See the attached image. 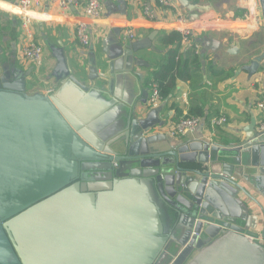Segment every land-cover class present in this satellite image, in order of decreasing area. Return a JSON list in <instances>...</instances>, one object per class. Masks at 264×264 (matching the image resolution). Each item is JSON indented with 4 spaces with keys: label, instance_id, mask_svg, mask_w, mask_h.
<instances>
[{
    "label": "water",
    "instance_id": "obj_1",
    "mask_svg": "<svg viewBox=\"0 0 264 264\" xmlns=\"http://www.w3.org/2000/svg\"><path fill=\"white\" fill-rule=\"evenodd\" d=\"M179 3L194 20L210 6ZM49 48L60 86L48 95L27 93L31 69L0 65V264H195L230 238L264 252L250 240L264 223L256 232L260 216L240 195L264 222L253 194L264 193V131L160 145L161 107L120 111L114 91L144 63L143 45L106 38L75 70L61 43ZM248 57L250 77L264 50Z\"/></svg>",
    "mask_w": 264,
    "mask_h": 264
},
{
    "label": "crops",
    "instance_id": "obj_2",
    "mask_svg": "<svg viewBox=\"0 0 264 264\" xmlns=\"http://www.w3.org/2000/svg\"><path fill=\"white\" fill-rule=\"evenodd\" d=\"M147 1L152 7L156 6L155 0ZM197 2L210 6L195 20L186 10L193 32L192 42L185 49L193 44L198 46L200 72L194 80L178 81L170 97L160 101V123L152 131L160 145L167 144L168 140L176 142L203 138L220 144H233L249 134L254 125L258 128L263 119L259 103L264 98V64L250 77L240 69L245 60H249V53L257 54L264 50V22L259 0ZM102 3L104 10L99 18L85 15L80 6L60 10L49 0H43L39 7L32 9L36 41H42L47 53L45 64L36 68L21 56L23 38L17 0H0V65L5 69H31L32 75L26 81L27 93L40 92L48 95L60 86L59 81L52 76L56 60L50 45L62 44L69 59V67L73 70L76 69V61L86 65L91 57L90 47L93 46L95 52L100 53L102 40L113 39L115 36L122 40L130 30L134 45L144 46L138 51L144 63L132 68L129 75L121 74L114 84V91L120 97V111L127 112L133 104V109L139 110L140 116H145L150 110L147 100L151 83L148 80L166 60L168 51L173 46L164 43L163 37L175 30L174 16L167 9L155 7L157 14L150 20L142 16L140 6L131 0H102ZM79 22H84L87 26L88 47L83 46L77 38L76 27ZM236 46L240 50L234 51L235 54L227 52L229 48ZM142 91L145 93L142 94ZM183 93H186L185 98ZM127 102H130L129 106ZM178 108L180 115L177 113ZM193 109L202 112L199 126L184 135H172L173 124ZM220 116H224L226 121L213 127L212 119ZM243 184L247 185L246 182ZM253 194L264 209V193L254 191ZM240 195L244 200L241 208L248 205L252 214L260 216L256 232L261 233L264 222L260 207L242 193ZM254 242L264 248V238L261 235L254 238ZM259 251L261 254L257 255L243 240L230 238L195 261V264H264V252L261 249Z\"/></svg>",
    "mask_w": 264,
    "mask_h": 264
},
{
    "label": "built area",
    "instance_id": "obj_3",
    "mask_svg": "<svg viewBox=\"0 0 264 264\" xmlns=\"http://www.w3.org/2000/svg\"><path fill=\"white\" fill-rule=\"evenodd\" d=\"M56 8L60 10H69L73 6H80L85 15L99 18L103 14L104 5L102 0H49ZM141 8L142 16L150 20L154 19L158 9H167L173 14L176 22L175 31L181 35V45L184 48L190 45L192 40V27L189 23V16L186 10L181 7L178 0H155L156 6L152 5L147 0H131ZM43 0H17V13L20 17V29L23 38V44L21 45V56L30 62L36 68L43 66V50L42 45L36 41L35 32L33 29V17L31 15L32 9L39 7ZM76 34L79 42L83 46L89 45V34L87 26L84 22H79L76 27ZM133 33L129 30L125 33L123 38L131 39ZM195 49L199 50L198 46ZM186 97V93H183V98ZM162 96L160 94L157 83L151 82L149 86V98L147 100L149 107H158ZM261 112L263 113V119L258 126V130L264 131V98L259 103ZM226 121L224 116L215 117L211 121V125L223 124ZM201 123V117L199 115H186L180 117L172 127L171 134L174 136L184 135L187 132L195 130ZM250 240L254 238L250 237Z\"/></svg>",
    "mask_w": 264,
    "mask_h": 264
},
{
    "label": "trees",
    "instance_id": "obj_4",
    "mask_svg": "<svg viewBox=\"0 0 264 264\" xmlns=\"http://www.w3.org/2000/svg\"><path fill=\"white\" fill-rule=\"evenodd\" d=\"M163 42L173 46L169 49L166 60L153 72L148 83H157L160 94L165 99L170 97L178 81L195 79L196 74L200 72L201 59L194 44L186 49L182 47L181 35L175 30L166 33ZM177 113L178 115L181 113L179 108ZM188 115L202 116V112L193 109Z\"/></svg>",
    "mask_w": 264,
    "mask_h": 264
},
{
    "label": "rangeland",
    "instance_id": "obj_5",
    "mask_svg": "<svg viewBox=\"0 0 264 264\" xmlns=\"http://www.w3.org/2000/svg\"><path fill=\"white\" fill-rule=\"evenodd\" d=\"M41 45H42V50H43V65L45 64L46 61V57H47V53H46V46H44V44L42 43V41H38Z\"/></svg>",
    "mask_w": 264,
    "mask_h": 264
}]
</instances>
